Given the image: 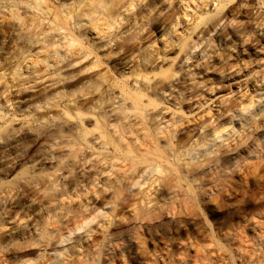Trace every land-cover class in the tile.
<instances>
[{
  "label": "clouds",
  "instance_id": "obj_1",
  "mask_svg": "<svg viewBox=\"0 0 264 264\" xmlns=\"http://www.w3.org/2000/svg\"><path fill=\"white\" fill-rule=\"evenodd\" d=\"M0 264H264V0H0Z\"/></svg>",
  "mask_w": 264,
  "mask_h": 264
}]
</instances>
